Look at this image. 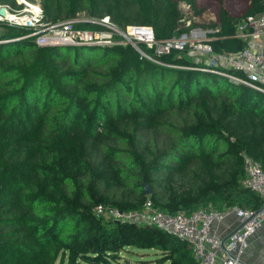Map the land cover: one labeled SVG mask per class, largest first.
Segmentation results:
<instances>
[{
    "label": "trees",
    "instance_id": "obj_1",
    "mask_svg": "<svg viewBox=\"0 0 264 264\" xmlns=\"http://www.w3.org/2000/svg\"><path fill=\"white\" fill-rule=\"evenodd\" d=\"M179 1L40 5L51 22L85 10L122 27L151 25L166 39L187 30ZM218 2L210 43L238 51V21L263 11L264 0H249L240 15ZM0 25V264H130L121 261L130 246L155 249L156 264H198L185 239L97 217L94 207L136 210L147 198L169 211L261 205L243 183L242 152L264 168L263 91L195 68L188 47L156 62L130 43L38 46L17 38L29 28Z\"/></svg>",
    "mask_w": 264,
    "mask_h": 264
},
{
    "label": "built area",
    "instance_id": "obj_2",
    "mask_svg": "<svg viewBox=\"0 0 264 264\" xmlns=\"http://www.w3.org/2000/svg\"><path fill=\"white\" fill-rule=\"evenodd\" d=\"M23 4L21 9L6 5L8 14L0 15V22L29 28V33L17 38L31 36L38 46H108L130 43L142 57L156 62H161L159 56L163 54L173 50L183 51L188 47V55L193 56V61L199 64L195 68L221 73L235 82L264 92V10L249 14L238 21L235 36L244 41L240 50L217 52L210 43L213 38L207 36V32L212 29L206 31L204 39L195 38L196 33L202 32V27L192 26L191 20L187 19L190 12L183 8L179 22L180 27L187 30L170 38L157 39L151 25L128 24L122 27L107 14L92 16L85 11H78L70 18L51 22L45 19L39 2L23 1ZM83 23H90L94 27H82ZM230 69L235 72H229ZM242 155L245 167L243 183L259 194L261 208L256 211L258 207H231L238 216L237 225L240 227L225 241L226 250L220 244L222 237L213 231V226L223 221L226 211L211 205L189 211H169L155 206L147 198L142 207L136 210L122 211L110 204L98 203L93 211L97 217L107 214V219L112 221L156 225L185 239L198 264H242L240 261L243 260L250 235L264 225V168L259 160L245 151Z\"/></svg>",
    "mask_w": 264,
    "mask_h": 264
},
{
    "label": "rangeland",
    "instance_id": "obj_3",
    "mask_svg": "<svg viewBox=\"0 0 264 264\" xmlns=\"http://www.w3.org/2000/svg\"><path fill=\"white\" fill-rule=\"evenodd\" d=\"M23 1H28V2H39L40 0H23ZM22 0H16L17 5L23 4ZM223 5L230 11L231 14L233 15H240L242 14L245 9L247 8L249 4V0H222ZM190 5V6H189ZM189 6V7H188ZM178 8L181 10L187 9L189 10L190 14L188 15L189 17L187 18L188 20H191L190 22L192 23V26L196 27H202L201 30L202 32H198L194 35L195 38H203L206 35V31L208 29H212L211 23L217 21V13L219 9V2L218 0H195L194 5H192L190 2L186 0H180L178 2ZM21 9V8H19ZM85 11V10H84ZM86 12V11H85ZM194 16V17H192ZM213 30V29H212ZM208 34V32H207ZM208 36V35H207ZM206 36V37H207ZM205 37V38H206ZM204 39V38H203ZM191 59H193V56H190ZM104 219H107L108 215L105 214L103 215ZM264 225L260 226L257 230H255L256 234L264 232L263 228ZM253 233V234H254ZM252 234L249 237V241L251 238ZM249 242L247 246L244 249L243 253V259L247 258L248 255V248H249ZM159 252H156L155 249H147V248H138L134 246H130L129 250L122 251L121 252V261L122 262H129L130 264H156V259L159 257ZM57 264V262L55 263ZM66 264V262H64ZM87 264V263H83Z\"/></svg>",
    "mask_w": 264,
    "mask_h": 264
},
{
    "label": "crops",
    "instance_id": "obj_4",
    "mask_svg": "<svg viewBox=\"0 0 264 264\" xmlns=\"http://www.w3.org/2000/svg\"><path fill=\"white\" fill-rule=\"evenodd\" d=\"M225 211L226 214L223 221L213 226V231L221 237L230 233L238 224V216L231 207L225 209ZM262 234L263 235H261V233H254L250 241L248 240L250 244L247 251L248 255L247 258L243 260L249 264H264V232Z\"/></svg>",
    "mask_w": 264,
    "mask_h": 264
},
{
    "label": "water",
    "instance_id": "obj_5",
    "mask_svg": "<svg viewBox=\"0 0 264 264\" xmlns=\"http://www.w3.org/2000/svg\"><path fill=\"white\" fill-rule=\"evenodd\" d=\"M8 14V9H7V7H6V5H1L0 6V15H2V16H6ZM1 25H0V37H1ZM145 193H150V188H149V186L148 185H145ZM261 208V206L260 207H258L257 208V210L256 211H258L259 209ZM240 227V225H237L230 233H228L227 235H225V236H223L222 238H221V241H220V244H221V246H222V248L223 249H225L226 250V247H225V241L227 240V239H229V238H231L232 237V235L236 232V230L238 229ZM229 255L230 256H233L231 253H229ZM242 264H249L248 262H246V261H244V260H241L240 261Z\"/></svg>",
    "mask_w": 264,
    "mask_h": 264
},
{
    "label": "bare ground",
    "instance_id": "obj_6",
    "mask_svg": "<svg viewBox=\"0 0 264 264\" xmlns=\"http://www.w3.org/2000/svg\"><path fill=\"white\" fill-rule=\"evenodd\" d=\"M23 1V0H22Z\"/></svg>",
    "mask_w": 264,
    "mask_h": 264
}]
</instances>
